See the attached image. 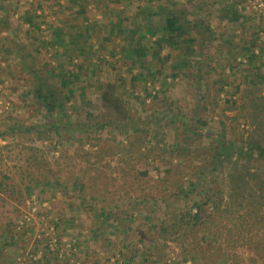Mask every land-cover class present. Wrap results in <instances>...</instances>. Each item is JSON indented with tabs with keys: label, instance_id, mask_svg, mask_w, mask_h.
<instances>
[{
	"label": "rangeland",
	"instance_id": "1",
	"mask_svg": "<svg viewBox=\"0 0 264 264\" xmlns=\"http://www.w3.org/2000/svg\"><path fill=\"white\" fill-rule=\"evenodd\" d=\"M47 3L0 0V264H192L177 245L155 242L158 219H163L166 209L181 208L184 200L168 199L165 206L156 200L170 195L160 181L161 169L153 159L144 170L132 161H122L126 158L117 147L124 143L125 134L112 129L102 134V150L94 155L99 145L89 137L79 143L67 128L47 130L45 140H37L35 131H24L44 122L43 112L36 111L30 99L24 59L48 68L54 83H67V100L55 120L60 126L80 119L123 121L126 113L156 119L165 113H183L186 120L197 113L211 129L223 127L227 139L239 141L251 129L240 118L245 91L264 74V0L215 6L211 24L219 28L220 37L210 47V66L202 74L199 93L195 92L198 85L187 82L185 73L170 60L157 75V62L150 51L142 60L149 74L122 61V38L109 34L104 18L90 22L95 32H90L89 44L82 43H96L92 50L107 62L93 75L89 73L102 88H84L85 68L80 70V83L62 77L75 70L69 59L79 64L83 56L72 57L62 49L54 30L62 28L67 42L89 23L79 18L92 17L84 3L74 7L83 6L75 13H66L70 4ZM24 11L31 12L28 22ZM119 11L127 18L134 9ZM112 20L116 21L115 16ZM222 36L231 38L233 44L241 40L239 47L225 44ZM143 38L142 43L154 47L155 35ZM176 50L165 47L162 53L174 60L179 55ZM164 133L170 142L169 128ZM210 140L206 137L204 143ZM256 168L264 170V163L260 161ZM83 171L96 184L84 183ZM122 171L130 179L123 181ZM183 183L187 185L189 177L183 176ZM240 253L245 257L246 253Z\"/></svg>",
	"mask_w": 264,
	"mask_h": 264
},
{
	"label": "trees",
	"instance_id": "2",
	"mask_svg": "<svg viewBox=\"0 0 264 264\" xmlns=\"http://www.w3.org/2000/svg\"><path fill=\"white\" fill-rule=\"evenodd\" d=\"M141 1L142 5L133 7L132 16L108 23L109 34L117 33L124 43L120 51L122 61L149 74L147 63L142 60L150 51L157 62V75L170 60L185 73L187 82L192 80L197 86L210 66V47L220 37L219 28L214 29L211 24L215 5L205 2L183 9L182 4L169 7L152 5L149 0ZM81 28L82 33L74 34L75 37L67 42L62 28L54 30V39L57 37L62 49H67L72 57L83 56V63L79 64L72 63L76 59H69L75 70L62 73V77L80 83L79 73L85 68L84 88L96 86L100 90L102 87L89 73L91 71L93 75L96 68L107 62L92 50L96 43L82 44L84 41L89 44L90 32H95L94 24L84 23ZM148 34L156 36L154 47L142 43ZM221 38L234 48L241 42L233 44L231 38ZM165 47L177 49L181 55L172 60L170 54L162 53ZM94 58L96 63H93ZM32 62L24 59V71L29 76L30 99L34 101L36 111L43 112L44 122L25 127V132L35 131L37 140H45L49 138L47 130L67 128L79 143L85 137L97 143L99 146L92 151L94 155L102 150V134H108L111 129L121 136L125 134L124 143L117 147L126 158L122 161H132L135 167L144 170L153 159L155 166L161 169L160 181L165 182L170 195L166 200H156L164 206L168 199L184 200L181 208L166 209L163 219H158L155 242L177 245L192 264H264V170L256 168L260 161L264 163V74L259 76L255 70L260 81L253 83L250 91H245L240 118L248 121L251 129L244 139L236 141L226 138L223 127L211 129L200 121L197 113L194 119L188 120L183 113H165L158 119L152 115L134 118L126 113L123 121L80 119L70 126H60L55 120L58 109L67 100L64 85L67 83H54L48 68L36 67ZM199 91L198 85L195 92ZM105 96L106 92L101 94L102 99ZM168 128L172 134L170 142L164 133ZM206 137L211 140L204 143ZM148 139L154 142L151 144ZM83 174L84 183L96 184L95 180L86 178L85 171ZM183 176L189 177L187 185L183 183ZM128 178L125 174L122 180ZM190 196L193 197L189 199ZM240 250L246 253L245 257Z\"/></svg>",
	"mask_w": 264,
	"mask_h": 264
},
{
	"label": "crops",
	"instance_id": "3",
	"mask_svg": "<svg viewBox=\"0 0 264 264\" xmlns=\"http://www.w3.org/2000/svg\"><path fill=\"white\" fill-rule=\"evenodd\" d=\"M37 1V0H35ZM49 3H47L48 5H50V3L52 4V6L55 5H62L65 7L68 4V10L66 11V13L69 12H77L79 10H82L83 6H80L79 9H74V7H77V5H79V3H84L86 5V10L87 13H90V16L92 17L91 19H86L85 18H79L82 21H87V22H91V21H96L99 19H106L109 21V18L111 17L113 19V16H115V19H124L121 11H119V9H123L126 10V7H134L135 5H142V1L139 2V0H47ZM150 4L152 5H158V6H175V5H183V9L185 7H194L195 5H200L201 3L206 2V0H149ZM211 3H213L215 6L217 5H221L223 3H225L226 5H233L235 4L236 0H208ZM36 13H37V8H38V3L36 4ZM134 9V8H133ZM75 10V11H74ZM124 12V11H123ZM135 12V9H134ZM133 12V14H134ZM217 13V12H216ZM80 14V13H79ZM116 14V15H115ZM169 14V13H168ZM171 15V14H169ZM198 15H200V13L198 12ZM213 15H215V10L213 12ZM31 16V12L28 11L26 16L24 15V20L25 21H30L31 18L29 17ZM134 17V16H133ZM110 21H113V20ZM108 21L104 22L107 24L109 23ZM97 22V21H96ZM88 23V24H89ZM106 28L108 29L107 25ZM75 61V60H74Z\"/></svg>",
	"mask_w": 264,
	"mask_h": 264
},
{
	"label": "built area",
	"instance_id": "4",
	"mask_svg": "<svg viewBox=\"0 0 264 264\" xmlns=\"http://www.w3.org/2000/svg\"><path fill=\"white\" fill-rule=\"evenodd\" d=\"M262 4H260L259 6H261Z\"/></svg>",
	"mask_w": 264,
	"mask_h": 264
}]
</instances>
